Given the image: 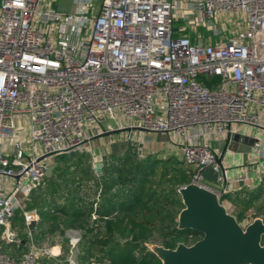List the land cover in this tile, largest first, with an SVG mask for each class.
I'll return each mask as SVG.
<instances>
[{
  "label": "built area",
  "instance_id": "2783aa9c",
  "mask_svg": "<svg viewBox=\"0 0 264 264\" xmlns=\"http://www.w3.org/2000/svg\"><path fill=\"white\" fill-rule=\"evenodd\" d=\"M75 6L63 14L45 0H0V264L58 256L55 247L34 243L38 214L25 205L53 157L86 152L94 136L126 128L136 129L129 141L132 133L174 135L183 161L194 167L190 183L212 190L203 177L208 167L220 170L211 142L244 132L254 138L253 150H262L252 131H264V0H102L98 11L93 0H75ZM233 15L243 18L244 29L228 31L219 22ZM180 20L212 37L180 33ZM49 153L56 154L38 160ZM216 191L221 198L230 193ZM17 211L30 239L18 260L1 251L4 242H22L12 223ZM79 239H72L70 264Z\"/></svg>",
  "mask_w": 264,
  "mask_h": 264
},
{
  "label": "trees",
  "instance_id": "16d2710c",
  "mask_svg": "<svg viewBox=\"0 0 264 264\" xmlns=\"http://www.w3.org/2000/svg\"><path fill=\"white\" fill-rule=\"evenodd\" d=\"M51 166V177L45 176L33 191L39 203L38 221L31 230L34 243L57 246L60 251L55 258L42 257L39 264H70L69 235L74 232L80 237L76 264H161L146 244L175 248L202 238L196 231L177 229L183 208L178 189L190 183L185 174L190 166L173 154L142 156L130 144L122 152L108 153L100 173L88 152L55 156ZM224 201L233 206L239 223L249 214L264 221V177L254 187L242 184L223 195ZM12 223L22 242H4L2 247L18 260L30 239L21 211Z\"/></svg>",
  "mask_w": 264,
  "mask_h": 264
},
{
  "label": "water",
  "instance_id": "95a60500",
  "mask_svg": "<svg viewBox=\"0 0 264 264\" xmlns=\"http://www.w3.org/2000/svg\"><path fill=\"white\" fill-rule=\"evenodd\" d=\"M135 128L116 129L92 137V140L110 137L116 134L129 133ZM231 136L218 157L220 170L208 167L203 177L211 183L226 186L229 168L223 165ZM253 147V142L251 143ZM95 159V170L100 173L106 163L107 151ZM69 152V151H67ZM49 153L38 158L53 157ZM54 166L46 171L51 177ZM183 208L177 216V229L191 230L202 235V238L191 245L178 243L175 248H165L159 244L148 243V249L160 260L161 264H264V221L255 218L246 227L230 214L221 203V196L216 190L207 189L195 183H189L178 189ZM24 243V241H23Z\"/></svg>",
  "mask_w": 264,
  "mask_h": 264
},
{
  "label": "rangeland",
  "instance_id": "374dc122",
  "mask_svg": "<svg viewBox=\"0 0 264 264\" xmlns=\"http://www.w3.org/2000/svg\"><path fill=\"white\" fill-rule=\"evenodd\" d=\"M101 1L102 0H93V7H94L95 11H98ZM45 2H46L48 7H52L56 11H67L66 8H71L72 6H74V0H45ZM174 3H175V5H174L175 10L177 11L179 9V7L177 6L176 2H174ZM184 6H185V4L182 3L180 9L184 10ZM219 22L225 23L227 25L228 31L230 29H232L233 25H235L237 28L244 29L243 18L241 16H238V15H233L230 19L223 17V18H221V20H219ZM176 26L178 27L177 24H176ZM239 26H241V27H239ZM229 33L230 32H225L224 36H228ZM209 34H210V36H212L213 33L209 32ZM199 81L200 82L206 81V82L210 83L211 81H217V80L216 79L211 80V79H208L207 77H201L199 79ZM132 135H133L132 136L133 140H130V141L128 139V136H129L128 133L116 134V135H113L110 137L95 139V140H92L90 142V146H88L85 149H82V151H86V152L91 154V156L94 158V165H95V159L98 156H101L102 154H104V152L102 151L103 148H105V150L107 151V155H108V153L113 152V151L122 152L130 144L136 145L142 156H145V155H153V156L165 155V156H168L169 154H173V155H175V157L177 159L183 161V157L181 155L180 149L176 148V145H174V143H176L178 141V138L176 136L173 135L171 137V135L162 134V133H158V134H156V133H149V134L148 133H144V134L132 133ZM252 135L255 136L256 134L252 133ZM256 136L259 137L260 134L257 132ZM260 140L264 144V136H261ZM211 146H212V148L215 149V147H218V143L211 142ZM101 147H103V148L101 149ZM260 153L261 154H259V159H260L259 161L261 162V165L264 166V150H261ZM62 155L70 157L74 154L66 153V154H59L57 156H62ZM193 171H194V167H192V166L185 168V174L189 177V179H191ZM260 176L264 177V168L262 169ZM209 184L212 187H219L220 186L217 183L209 182ZM215 189L218 190L217 188H215ZM222 204L227 208V210L230 214H232V215L235 214V210H234L233 206L231 204H229L228 201H224ZM25 206L27 209H32V207H33L32 204L29 202H27ZM257 209L258 208H255L253 211L256 214H261L262 211H258ZM261 215H263V214H261ZM249 216H250L249 219L240 223L242 225V227H246L248 224H250L253 221V219H252L253 215L249 214ZM76 234L77 233L74 232V233L69 235L70 244L72 242V239L75 238ZM153 244H158V243H153ZM71 247H72V245H71ZM1 251L2 252L5 251V250H3V247H1ZM71 251H72V248L70 250V253H71ZM77 253H78V251H77ZM75 257H76V255L73 258L76 259Z\"/></svg>",
  "mask_w": 264,
  "mask_h": 264
},
{
  "label": "crops",
  "instance_id": "0c3cea01",
  "mask_svg": "<svg viewBox=\"0 0 264 264\" xmlns=\"http://www.w3.org/2000/svg\"><path fill=\"white\" fill-rule=\"evenodd\" d=\"M75 0H74V6L71 8H66L67 11H58L63 14H69L75 11ZM229 18V17H225ZM221 25H224L223 23H220ZM178 30L180 33H184L192 37L193 39L202 38V39H208L210 36L208 30L204 28H195L192 24L184 23L183 21H178ZM242 131V129H240ZM252 130H249V133ZM254 134L257 135V132L260 134L258 137L259 139L261 136H264V131H252ZM242 135H244V132L237 134L234 137H231V140L229 142L228 149L230 150L231 154L226 153L225 157L223 159V165L226 168L230 169V172L228 173V183L226 186L220 185L219 187H215L218 190H221L223 188H226L231 192L236 191L240 188L242 184H245L247 186L254 187L256 183L261 179L262 176L261 172L264 166L261 165V162L259 161V154H257L251 145V143H254V138L251 136L244 135V139H242ZM251 135V134H250ZM255 135V137H256ZM218 143V147H215V149L218 151L219 155L221 154L223 148L226 145V139L224 141L216 142ZM103 147H101L102 149ZM105 149V148H103ZM262 150H264V144L262 146ZM261 154V153H260ZM218 184V183H217ZM32 204V209H36L38 206V199L33 195L31 201L29 202ZM55 247L58 251L60 249L57 246Z\"/></svg>",
  "mask_w": 264,
  "mask_h": 264
}]
</instances>
